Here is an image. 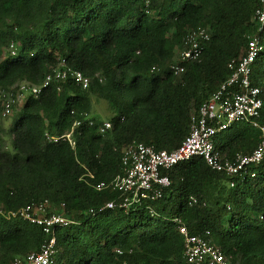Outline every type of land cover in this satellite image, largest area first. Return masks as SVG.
Returning <instances> with one entry per match:
<instances>
[{"label":"trees","instance_id":"trees-1","mask_svg":"<svg viewBox=\"0 0 264 264\" xmlns=\"http://www.w3.org/2000/svg\"><path fill=\"white\" fill-rule=\"evenodd\" d=\"M258 6L259 0H0V90L39 87L62 62L89 79L86 89L67 79L37 97L25 94L9 129L0 128V209L46 201L49 213L73 221L55 230L50 264H187L175 217L190 235L208 232L205 239L232 263L264 264V160L244 178L214 172L202 158L173 166L164 172L170 186L162 198L146 203L153 216L144 206L99 211L120 194L96 189L121 173L126 145H180L192 116L229 76L228 62L243 56L246 36L257 33ZM197 28L209 34L201 57L174 76L169 66ZM258 35L264 47V26ZM251 82L260 89L264 126V49ZM2 111L0 103V125ZM101 117L111 124L103 133ZM259 139L258 129L239 122L214 141L233 156L251 153ZM44 240L38 226L0 214V264L39 251Z\"/></svg>","mask_w":264,"mask_h":264},{"label":"built area","instance_id":"built-area-1","mask_svg":"<svg viewBox=\"0 0 264 264\" xmlns=\"http://www.w3.org/2000/svg\"><path fill=\"white\" fill-rule=\"evenodd\" d=\"M254 19L257 33L246 36L243 56L228 62L229 76L192 116L189 132L177 148L172 151L156 150L152 146L132 142L120 150L121 173L109 182L96 186L97 190L110 188L118 192L120 197L116 202L106 203L99 208V211L130 208L135 210L144 206L151 216L155 215L152 207L146 203H154L161 199L164 190L170 186L169 177L164 172L193 158H202L212 171L231 178L254 176L249 168L264 160V126L258 122L262 100L260 89L252 85L251 68L264 49L258 35L264 26V0H259ZM208 40L209 34L204 28L188 32L182 42L183 49L177 53L174 62L169 66L171 73L178 76L185 71L186 64L198 61ZM10 54L15 55L12 44ZM67 79H72L82 89H86L89 85L87 77L65 67L62 62L45 77L39 87L21 84L16 92L13 89L0 90L2 116L9 117L14 106L23 101L25 94L37 97L41 88L49 86L52 82L59 83ZM239 122H246L260 131L259 143L249 154L235 153L233 156L222 154L215 146V137ZM89 124L92 125V122ZM110 128L111 124L104 121L100 126V132L103 133ZM233 185L234 183L231 182L230 186ZM191 200L195 202L194 199ZM48 209L50 204L46 201L27 205L6 214L0 209V214L5 215L6 218L19 217L38 226L45 236L39 251L16 258L13 264L51 263L55 255V230L69 226L73 221L60 213H49ZM172 222L182 236L183 256L187 264H234L205 239L209 235L208 232L205 233V237L190 235L180 218L175 217ZM117 253L121 254L120 251Z\"/></svg>","mask_w":264,"mask_h":264},{"label":"rangeland","instance_id":"rangeland-1","mask_svg":"<svg viewBox=\"0 0 264 264\" xmlns=\"http://www.w3.org/2000/svg\"><path fill=\"white\" fill-rule=\"evenodd\" d=\"M20 104H21V102L17 103V105L14 106L13 110L17 109L20 106ZM97 111L99 113H103L104 107L103 106H97ZM12 115H13V112H12ZM11 118H12V116H9V117H3L2 116V121H1L2 123L0 125V128H3L4 130H8L10 125H11ZM101 121H104V117H101ZM8 151L12 152L10 147L8 148Z\"/></svg>","mask_w":264,"mask_h":264}]
</instances>
